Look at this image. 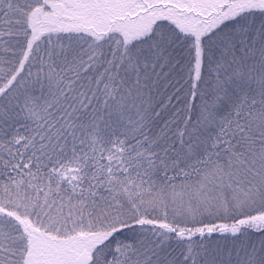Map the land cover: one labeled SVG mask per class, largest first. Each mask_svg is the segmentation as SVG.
Listing matches in <instances>:
<instances>
[{
  "label": "snow or ice",
  "instance_id": "1",
  "mask_svg": "<svg viewBox=\"0 0 264 264\" xmlns=\"http://www.w3.org/2000/svg\"><path fill=\"white\" fill-rule=\"evenodd\" d=\"M0 264H264V0H0Z\"/></svg>",
  "mask_w": 264,
  "mask_h": 264
}]
</instances>
